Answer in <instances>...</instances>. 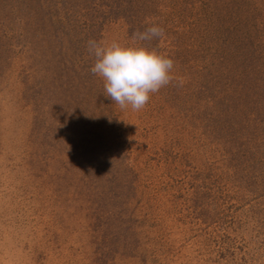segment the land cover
I'll return each instance as SVG.
<instances>
[{
  "label": "rangeland",
  "instance_id": "374dc122",
  "mask_svg": "<svg viewBox=\"0 0 264 264\" xmlns=\"http://www.w3.org/2000/svg\"><path fill=\"white\" fill-rule=\"evenodd\" d=\"M152 24L121 109L88 41ZM0 264H264V0H0Z\"/></svg>",
  "mask_w": 264,
  "mask_h": 264
},
{
  "label": "clouds",
  "instance_id": "9594fccd",
  "mask_svg": "<svg viewBox=\"0 0 264 264\" xmlns=\"http://www.w3.org/2000/svg\"><path fill=\"white\" fill-rule=\"evenodd\" d=\"M163 36L164 29L152 24L143 32H135L132 44L88 41V50L96 58L91 72L104 80V94L121 109H143L151 94L174 80L173 59L141 43ZM177 83L183 85L182 80Z\"/></svg>",
  "mask_w": 264,
  "mask_h": 264
}]
</instances>
